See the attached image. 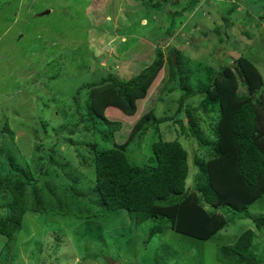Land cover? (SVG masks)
I'll return each mask as SVG.
<instances>
[{
    "label": "rangeland",
    "instance_id": "374dc122",
    "mask_svg": "<svg viewBox=\"0 0 264 264\" xmlns=\"http://www.w3.org/2000/svg\"><path fill=\"white\" fill-rule=\"evenodd\" d=\"M187 6L170 28L174 13ZM158 47L164 66L148 98L138 105V115L126 118L113 107L107 114L123 122L114 142L125 146L134 164H155L152 145L159 139L179 140L189 153L187 188L192 189L201 183V160H208V154L183 132L189 125L185 111H195L203 137L211 141L219 115L205 113L204 92L192 95L184 111L179 110L182 91L170 79L168 57H182L190 70L185 76H191L195 88L207 83L206 68L215 70L214 76L224 65L237 73L238 59L247 58L263 84L251 93L242 77L237 92L251 95L264 110V0H0V128L13 132L1 135L0 175L12 157L31 169L39 186L53 180L64 189L68 182L55 173L59 168L52 162L70 164V171L94 179L92 145L102 144V138L88 129L87 84L109 73L132 79L153 61ZM146 115L160 122L142 135ZM45 194L53 196L47 188ZM219 212L229 223L208 241L165 225L162 233L152 235L151 229L162 224L159 220L137 225L135 214L125 209L89 218L28 212L16 238L0 234V264H224L219 247L233 245L249 229L264 264V230L253 221L264 217V195L245 216L223 208Z\"/></svg>",
    "mask_w": 264,
    "mask_h": 264
},
{
    "label": "trees",
    "instance_id": "16d2710c",
    "mask_svg": "<svg viewBox=\"0 0 264 264\" xmlns=\"http://www.w3.org/2000/svg\"><path fill=\"white\" fill-rule=\"evenodd\" d=\"M187 10L188 6L174 13L170 28ZM168 63L170 79L182 91L179 110L184 111L186 100L192 95L204 92L207 94L205 113L219 115L214 129L216 139L211 141L203 137L195 111H185L189 125L183 132L187 138H196L208 154V160H201L200 185L187 188L189 153L179 140L154 142L155 164L143 166L132 163L125 153V146L114 142L123 122L108 115L107 111L112 107L119 109L130 119L138 115V105L148 98L164 66V53L158 47L153 61L132 79L121 80L109 73L101 80L87 84L91 88L88 113L92 122L88 129L102 138V144L92 145L94 179L79 170L70 171V164L52 162L59 168L54 169L55 173L65 176L64 181L68 179V182L64 189L53 180H46L39 186L40 180L29 167L21 166L9 157V167L0 175V208L4 211V214L0 213L1 235L9 240L16 238L28 212L89 218L125 209L135 214L137 225L151 218L159 220L162 224L151 229L152 235L162 233L165 225L177 233L208 241L229 223L220 209L246 215L250 205L264 195V110L251 95L239 96L238 80L246 78L252 93L263 84L261 74L243 57L238 59L237 73L231 66L224 65L214 76L216 71L206 68L207 83L202 88H195L189 81L191 76H185L190 70L181 56L169 55ZM153 120L151 122L149 116H145L142 135L160 122L154 115ZM178 122L183 124L181 120ZM139 127L137 125L135 129ZM12 134L10 129L0 128V141L2 136ZM110 144L114 146L109 147ZM70 182L74 183L72 187L68 186ZM77 185L79 189L75 188ZM46 188L53 196L45 194ZM2 199L9 202L1 203ZM253 221L258 230H264L263 216L253 217ZM254 240L252 229L244 231L233 245L219 247L218 259L224 264H262V257L255 254Z\"/></svg>",
    "mask_w": 264,
    "mask_h": 264
},
{
    "label": "crops",
    "instance_id": "0c3cea01",
    "mask_svg": "<svg viewBox=\"0 0 264 264\" xmlns=\"http://www.w3.org/2000/svg\"><path fill=\"white\" fill-rule=\"evenodd\" d=\"M260 199V198H259Z\"/></svg>",
    "mask_w": 264,
    "mask_h": 264
}]
</instances>
